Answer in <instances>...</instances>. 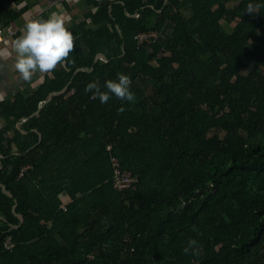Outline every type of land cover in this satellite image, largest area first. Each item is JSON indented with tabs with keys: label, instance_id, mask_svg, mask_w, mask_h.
<instances>
[{
	"label": "trees",
	"instance_id": "16d2710c",
	"mask_svg": "<svg viewBox=\"0 0 264 264\" xmlns=\"http://www.w3.org/2000/svg\"><path fill=\"white\" fill-rule=\"evenodd\" d=\"M250 2L264 4L90 0L65 25L68 59L0 101V264H264V7ZM23 3L0 0V26ZM119 73L133 102L85 90ZM113 158L133 188H113Z\"/></svg>",
	"mask_w": 264,
	"mask_h": 264
},
{
	"label": "clouds",
	"instance_id": "9594fccd",
	"mask_svg": "<svg viewBox=\"0 0 264 264\" xmlns=\"http://www.w3.org/2000/svg\"><path fill=\"white\" fill-rule=\"evenodd\" d=\"M264 4L248 3L245 12L249 15L260 13ZM67 23L63 15L53 13L48 19L29 20L21 35L12 41V49L15 53L14 68L19 73V78L30 81L33 74L53 72L58 65L66 61L75 47L74 35L65 26ZM4 53L0 52V58ZM7 55H11L8 53ZM131 80L128 75L118 74L117 80L105 82L107 91H102L95 81L88 83L86 91L92 92V98H98L101 103H107L112 95L128 102L135 100V95L130 89ZM3 91H0V100H3ZM119 111H124L123 108ZM188 246L183 249L185 254L192 250L197 254L198 249L195 240H189Z\"/></svg>",
	"mask_w": 264,
	"mask_h": 264
},
{
	"label": "crops",
	"instance_id": "0c3cea01",
	"mask_svg": "<svg viewBox=\"0 0 264 264\" xmlns=\"http://www.w3.org/2000/svg\"><path fill=\"white\" fill-rule=\"evenodd\" d=\"M23 1L30 9L23 15L17 16V18L10 23L16 30L15 35L8 38L7 41L0 43V52L4 53L3 57L0 58V91H3V100H13L17 93L24 95L29 94L32 90L36 89L41 82L40 76L42 73L37 71L33 74L30 81H24L19 78V73L14 68L15 53L12 49V41L21 35L26 23L33 16L37 19L46 20L53 13L63 15L67 21L66 25L74 22L80 23L85 19L87 12L93 8L90 0H68V2L58 6H52L44 0ZM2 9L4 12L12 11L15 14L18 13L19 5H13L9 2L4 4ZM183 14L186 16L188 12L184 11ZM8 53H11V55H7ZM3 124L4 118L0 116V128ZM17 124L18 122L15 126L19 129ZM11 132L12 131H9V135H11ZM7 137L9 136L7 135Z\"/></svg>",
	"mask_w": 264,
	"mask_h": 264
},
{
	"label": "built area",
	"instance_id": "2783aa9c",
	"mask_svg": "<svg viewBox=\"0 0 264 264\" xmlns=\"http://www.w3.org/2000/svg\"><path fill=\"white\" fill-rule=\"evenodd\" d=\"M46 3L52 5V6H58L60 4H63L66 0H44ZM139 16V15H137ZM31 19H37L35 16H33ZM30 19V20H31ZM15 28L9 24V25H2L0 26V43L7 41L8 38H11L15 35ZM158 38V32H141L137 36V39L140 41V44L147 43L153 39ZM108 150H111V147H107ZM113 167H114V174L112 178L113 188L118 192H124L128 189H131L135 186V184L138 182V178L135 176L125 173L119 164V161L116 158H113ZM26 168H23L22 170H25ZM21 174V173H20ZM14 247V244L10 241V238H7L4 243V249L9 251L12 250Z\"/></svg>",
	"mask_w": 264,
	"mask_h": 264
},
{
	"label": "water",
	"instance_id": "95a60500",
	"mask_svg": "<svg viewBox=\"0 0 264 264\" xmlns=\"http://www.w3.org/2000/svg\"><path fill=\"white\" fill-rule=\"evenodd\" d=\"M103 58H104L103 55H99V56L97 57V59H103ZM67 89H68V86H66V87H65L63 90H61V91L53 92V93L50 95V97H48V99L45 101V103H46L47 101L52 100L55 94L64 93ZM43 106H44V104L41 105V108H42ZM39 110H40V109H39ZM39 110H38L37 112H39ZM37 112H35V113H37ZM19 125H20V124H19V122H18L17 126H18L19 129H21V128L19 127ZM21 132H23V134H24V131H23L22 129H21ZM41 140H42V136H40V141H41ZM0 186L2 187L1 184H0ZM4 191L6 192L7 195L11 196V193H10L9 191H6V190H4ZM17 216H18L20 219H22L21 215L17 214Z\"/></svg>",
	"mask_w": 264,
	"mask_h": 264
},
{
	"label": "rangeland",
	"instance_id": "374dc122",
	"mask_svg": "<svg viewBox=\"0 0 264 264\" xmlns=\"http://www.w3.org/2000/svg\"><path fill=\"white\" fill-rule=\"evenodd\" d=\"M224 27H225L226 30H229V31L232 30V27L230 25H224Z\"/></svg>",
	"mask_w": 264,
	"mask_h": 264
}]
</instances>
